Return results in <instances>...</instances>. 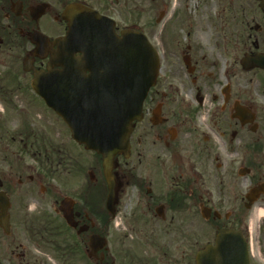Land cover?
Here are the masks:
<instances>
[{
    "label": "flooded vegetation",
    "instance_id": "flooded-vegetation-1",
    "mask_svg": "<svg viewBox=\"0 0 264 264\" xmlns=\"http://www.w3.org/2000/svg\"><path fill=\"white\" fill-rule=\"evenodd\" d=\"M251 1L0 0V264H197L222 229L239 230L250 264H264V115L256 138L259 123L234 116L248 105L234 91L240 61L264 52V7ZM72 2L117 35L144 34L158 55L112 190L93 153L75 161L88 179H59L63 121L32 87L62 54Z\"/></svg>",
    "mask_w": 264,
    "mask_h": 264
},
{
    "label": "water",
    "instance_id": "water-1",
    "mask_svg": "<svg viewBox=\"0 0 264 264\" xmlns=\"http://www.w3.org/2000/svg\"><path fill=\"white\" fill-rule=\"evenodd\" d=\"M260 2L264 6V0ZM63 18L68 31L62 54L50 61L47 72L35 76L33 86L63 118L72 138L101 154L103 174L112 190L113 158L128 154L132 122L141 118L142 103L157 76L156 53L141 35L119 38L104 33L105 18L83 6L70 5ZM81 29L86 32L80 35ZM76 51L82 57L74 58ZM241 64L245 70L264 69V54L245 57ZM54 65L62 69H52ZM234 109L242 125L254 121L251 108L236 104ZM245 170L241 168L239 174ZM92 241L96 249L101 248L96 236ZM196 260L197 264H249L244 238L228 229L219 232L215 246L198 252Z\"/></svg>",
    "mask_w": 264,
    "mask_h": 264
},
{
    "label": "rangeland",
    "instance_id": "rangeland-1",
    "mask_svg": "<svg viewBox=\"0 0 264 264\" xmlns=\"http://www.w3.org/2000/svg\"><path fill=\"white\" fill-rule=\"evenodd\" d=\"M253 4V1L250 0V5ZM250 10L252 7L250 6ZM251 47V44H250ZM252 49V47H251ZM253 50V49H252ZM241 45L239 51V57L241 56ZM235 88L238 99L242 102H246L248 105L252 106L257 116L264 115V71L259 69H252L248 72L241 71L239 67V71L237 76L235 77ZM216 93V91H215ZM263 117L261 118L262 121ZM259 119H256V122L259 123V128L257 134H255V138L261 133V123ZM243 140L240 141L239 146L244 147L243 143L247 139L248 131L245 129L242 131ZM260 147L263 146L262 141H257ZM61 147H62V155L63 159L66 163V168L63 170L59 179L66 184H71L74 180L77 179H88L87 173L81 172V169H76L75 161L78 166L86 165L88 160L93 159V154L87 153L83 149L77 147L69 138L68 131L64 124H62V136H61ZM241 158V156L239 157ZM73 162V165H72ZM68 163V164H67ZM241 164L239 163V166ZM98 180H100L97 172H95ZM239 181V189L244 190L246 186V180L238 177ZM46 258L47 255L45 256Z\"/></svg>",
    "mask_w": 264,
    "mask_h": 264
}]
</instances>
